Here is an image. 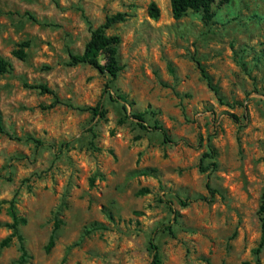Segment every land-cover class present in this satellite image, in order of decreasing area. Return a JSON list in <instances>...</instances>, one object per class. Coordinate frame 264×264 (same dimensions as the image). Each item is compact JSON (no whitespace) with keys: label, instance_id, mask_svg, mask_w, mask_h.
<instances>
[{"label":"rangeland","instance_id":"obj_1","mask_svg":"<svg viewBox=\"0 0 264 264\" xmlns=\"http://www.w3.org/2000/svg\"><path fill=\"white\" fill-rule=\"evenodd\" d=\"M213 10L203 21L175 19L170 0H0V56L11 63L0 73V241L12 206L26 219L23 264H149L150 238L160 264H264V0ZM117 13L105 29L120 36L117 77L70 65ZM21 42L24 59L11 53ZM99 99L103 115L80 110ZM208 142L217 156L205 163L217 167L201 172ZM19 245L14 235L0 246V264H20Z\"/></svg>","mask_w":264,"mask_h":264},{"label":"trees","instance_id":"obj_2","mask_svg":"<svg viewBox=\"0 0 264 264\" xmlns=\"http://www.w3.org/2000/svg\"><path fill=\"white\" fill-rule=\"evenodd\" d=\"M227 1L228 0H170V6L172 16L175 19L182 17L188 12H195L200 13L203 21H210L214 16V4H216L217 6H221ZM149 14L152 17L157 16V8L154 2H151L149 4ZM30 17L32 18V16ZM122 19V14L120 13L106 16L102 24L91 29L89 39L86 41L83 51L81 53L69 52V64L76 65L79 63H86L98 69L100 72L107 73L111 77V79L116 78L119 74V71L121 70V66L117 60L120 36L118 34H106L105 29ZM18 46L19 48L13 49L11 53L13 56L19 59H24V48L27 46V42H21ZM100 55H103L104 58V61L102 63L99 60ZM196 62L199 65L203 77L207 79L208 83H210L209 78L205 74L204 69L200 65L199 61L196 60ZM10 69L11 63L4 57L0 56V73L8 72ZM26 85L31 88H38L45 92L52 93V91L46 85L43 84ZM105 88H108L107 84H105ZM109 97L113 100L119 99L123 101L124 104L122 105V108L124 111H126L125 98L123 96H113L112 94H109ZM80 110H89L94 115H103V102L99 99L95 105L80 108ZM130 115L136 120V123L140 128L158 130L162 134L164 142L171 141L167 129L161 123L154 121L152 124H149L146 122L144 112H131ZM0 132H5L1 124V119ZM24 139L33 140L37 145H42L44 143L42 140L35 138L31 135L24 136ZM216 156V148L210 142H208L207 151L203 152L199 159V170L201 172H206L208 170L214 171L217 167L216 161L212 160L207 163H205V161L208 158L215 159ZM206 187L209 188L208 183L206 184ZM139 193H141V191H139ZM9 214L12 218V223H7L6 225L11 229V233L0 241V246L6 245L10 241L11 237L16 235L17 238L20 240V255L17 261L20 264H23L28 257V253L22 243V236L18 234V226L19 224L25 223L26 219L24 217H19L12 206L9 209ZM258 214L260 215L262 233L258 243V247L256 249L257 251L264 244V191L261 195V200L258 207ZM58 228L59 219L58 217H56L54 219L53 227L49 234L47 243L44 246L46 252L50 251V249L53 247L55 232ZM148 248L151 252V260L149 264H160L161 261L158 252V245L156 244L153 238L149 239Z\"/></svg>","mask_w":264,"mask_h":264}]
</instances>
